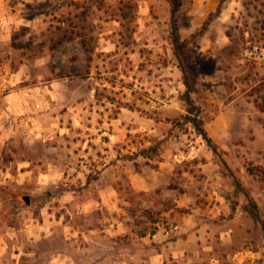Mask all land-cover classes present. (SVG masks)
Masks as SVG:
<instances>
[{
	"label": "rangeland",
	"instance_id": "1",
	"mask_svg": "<svg viewBox=\"0 0 264 264\" xmlns=\"http://www.w3.org/2000/svg\"><path fill=\"white\" fill-rule=\"evenodd\" d=\"M190 2L0 0V263L264 264V0Z\"/></svg>",
	"mask_w": 264,
	"mask_h": 264
},
{
	"label": "trees",
	"instance_id": "2",
	"mask_svg": "<svg viewBox=\"0 0 264 264\" xmlns=\"http://www.w3.org/2000/svg\"><path fill=\"white\" fill-rule=\"evenodd\" d=\"M171 6V41L173 45L174 54L178 59H182L185 57V47L186 42L184 40H180L179 35L177 33V26L175 20V11H176V4L175 0H167ZM220 7L218 6L217 13H219ZM183 72V83L185 85V91L183 93V99L186 103V109L188 112V116L186 117L189 120L197 132L203 136V138L207 141L208 144L212 145V148L216 150V146L213 145L211 138L207 135L205 128L203 127L202 119L199 116L198 107L194 104L190 94L193 91V85L188 82V79L185 76V72ZM233 182L236 187V191H242L244 196L246 197V202L243 205L244 211L256 222L261 220V215L258 209V205L255 200L245 192V189L241 185L240 181L236 178H233Z\"/></svg>",
	"mask_w": 264,
	"mask_h": 264
},
{
	"label": "crops",
	"instance_id": "3",
	"mask_svg": "<svg viewBox=\"0 0 264 264\" xmlns=\"http://www.w3.org/2000/svg\"><path fill=\"white\" fill-rule=\"evenodd\" d=\"M224 3L223 7L221 6ZM222 0H191L190 2V10L188 11L189 17H190V24H189V33H191V31L195 28H197L198 26L202 25V23L204 22V20L208 17L209 14H211L212 12H214L216 10V8L219 6H221L222 8L219 10V13L216 17L215 23L219 24V22H222L224 20H226V18L229 16V14H231L232 8H234V6L238 5L239 0H228L226 2H223ZM163 6H168L166 5V3H163ZM164 7V8H165ZM170 13V12H169ZM169 18H171V13L169 15ZM169 20V19H167ZM214 23V24H215ZM212 24L210 27H206L203 32L200 35V42L199 44H204L205 45L203 47H200V49L202 50V48H211V50H213L216 46H219L222 43V29H217V25ZM210 37H214V39L212 41L208 40L207 38ZM11 99H13V97L11 95H4L2 97H0V111L7 112L5 108H10V106H8L6 104L7 101H10Z\"/></svg>",
	"mask_w": 264,
	"mask_h": 264
},
{
	"label": "built area",
	"instance_id": "4",
	"mask_svg": "<svg viewBox=\"0 0 264 264\" xmlns=\"http://www.w3.org/2000/svg\"><path fill=\"white\" fill-rule=\"evenodd\" d=\"M253 50H256V48L254 47ZM0 264H3V263H0Z\"/></svg>",
	"mask_w": 264,
	"mask_h": 264
}]
</instances>
